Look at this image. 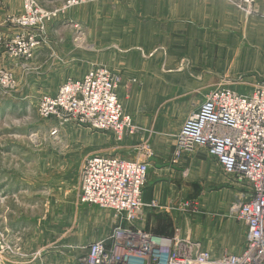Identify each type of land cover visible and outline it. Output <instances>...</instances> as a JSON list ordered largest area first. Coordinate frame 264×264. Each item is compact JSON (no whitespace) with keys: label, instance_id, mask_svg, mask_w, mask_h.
Masks as SVG:
<instances>
[{"label":"crops","instance_id":"crops-1","mask_svg":"<svg viewBox=\"0 0 264 264\" xmlns=\"http://www.w3.org/2000/svg\"><path fill=\"white\" fill-rule=\"evenodd\" d=\"M254 8L255 13L244 18L242 13L226 0H94L70 9L65 19L61 20L68 24L63 25L57 21L53 26L50 25L49 42L38 50L26 68L5 60L1 52L0 62L7 65L16 76L18 98V91H22L21 86L25 83L21 78L27 73L30 78L39 75L48 79L59 72L67 77L74 72L69 71L70 64L102 65L101 60L108 57L110 59L111 54L115 55L114 51L134 50L147 53L164 50L167 51L166 58L162 57L161 53H156L146 66L157 67L164 60L168 66H172L179 58L186 56L190 59V71L200 73L205 68L202 76H186L182 71L170 70L165 75L158 74V78L150 79L149 82L154 81L156 84L149 85L144 91L143 97L141 96L143 106L139 110L141 116L135 117L138 111L134 110L132 119L134 118L136 125H140L144 132L154 130L165 137H154L149 143L154 147L160 146L161 149L154 153L151 162L155 179L149 180L150 183L145 186L147 188L143 193L144 202L155 201L156 207L163 204L162 208H165L169 203L176 204L184 199H194L192 201L196 203V213L176 214L181 235L192 234L191 237L200 240L213 257H218L225 251L238 252L243 246L244 225L238 224L241 226L240 235L238 228L234 229L230 226L232 223L229 224L227 219L221 217L233 202L236 190H233L231 198H228V188L224 185L229 180L217 162L205 151L185 152L179 165H169L168 160L174 145L166 135L178 132L190 109L197 104L196 101H188L192 92H197V89H191V83H215L216 80L227 76L244 75L245 80L233 84L246 85L244 90L249 89L255 80L264 79V0H255ZM4 15L5 12L0 7V20ZM68 20L82 30L85 35L84 45L92 46L91 49L72 46L75 29L69 25ZM8 29L6 26L0 27L1 32H7ZM55 57L64 58L62 61L65 62L59 63ZM79 69L80 72L72 78H80L87 70ZM159 83L166 85V89H160ZM174 115L178 117L177 126L170 122ZM66 145L68 146V143ZM76 147L75 153L73 146L70 149L72 162L69 169L73 167L74 161L79 160L77 157L80 146ZM74 169L75 167L73 172ZM182 175L191 177L194 187L191 183L179 185ZM68 192L73 191L70 189ZM189 193L193 196L187 195ZM74 197L75 201L68 203L67 207V220L72 224L71 232L67 230L59 238L60 240L64 237L67 242H71L68 243L70 245L67 244L69 248L66 246L67 249L63 251L52 249L46 252L43 258L45 264H76L78 257L83 253L85 213L82 206H87L88 209L92 206L81 204L76 195ZM152 209L146 208L143 211L142 219L137 225L157 231L160 227L154 225V216L158 215V211H151ZM109 213L112 216V213ZM200 215L205 216L204 220ZM99 221V215L94 217L92 230L88 231L90 238L94 237L93 228H97L95 223ZM170 228L169 226L164 231L169 232ZM199 230L202 232L201 238L194 237ZM234 235L237 246L230 248L229 238L234 240ZM36 248L37 245L32 250ZM5 264H9L8 261Z\"/></svg>","mask_w":264,"mask_h":264},{"label":"built area","instance_id":"built-area-1","mask_svg":"<svg viewBox=\"0 0 264 264\" xmlns=\"http://www.w3.org/2000/svg\"><path fill=\"white\" fill-rule=\"evenodd\" d=\"M88 1L52 0L51 6H44L39 0H23L24 14L9 19L7 32L0 31L1 54L26 68L49 42L50 24ZM226 1L245 18L255 13V0ZM77 30L75 40L83 35ZM83 47L92 48L84 42ZM119 82L120 78L106 68L92 66L80 78L41 96L37 113L43 119L55 117L62 124L72 122L89 130L111 132L121 140L139 129L123 110L117 95ZM17 87L13 72L0 68V94L12 96ZM174 140V155L205 151L236 186L234 200L222 217L244 225L241 250L213 257L201 241L189 233L181 235L178 223L169 236L138 226L143 211L157 205L145 203L143 198L149 164L112 155H89L79 170L76 199L111 212L113 224L104 237L83 247L76 264H264V79L255 81L247 94L225 86L210 90L186 116ZM178 205L184 213L197 212L193 201Z\"/></svg>","mask_w":264,"mask_h":264},{"label":"rangeland","instance_id":"rangeland-1","mask_svg":"<svg viewBox=\"0 0 264 264\" xmlns=\"http://www.w3.org/2000/svg\"><path fill=\"white\" fill-rule=\"evenodd\" d=\"M39 1L44 6L53 4L52 0H49L51 2ZM92 1L94 0H90L87 3ZM87 3L85 2L78 6ZM0 7L5 12L4 18L0 20V23H2L0 27L6 26L10 28L9 19L24 14L23 0H5L4 2L0 0ZM67 13L68 11L55 20L54 23L59 21L63 25L68 24L61 22V20L65 19ZM69 22V25L75 29L72 38L74 45L72 46L80 48V46H83L85 35L78 25L72 21ZM49 28L51 29L50 26ZM77 29L80 30V33H83L79 40H75L79 35ZM114 53L115 55L111 54L110 59L108 57L105 60H101L102 65L89 63V65L84 66L80 64L71 66L73 64H70L69 71L72 70L74 72L68 74L67 77L62 76L59 72L48 79L41 78L39 75L30 78L27 73L24 78H21L25 83L21 86L22 91H18L19 98L16 96L17 92L7 98L0 94V264H5L7 261L9 264H45L43 258L46 252L52 249L61 251L67 249V244L71 242H67L64 237V239L60 240L59 238L67 230L69 233L71 232L72 224L71 221L67 220V213L69 212L67 207H69L68 203L75 201L78 174L85 157L89 155H112L124 159L145 161L150 164L147 183L149 184V180H152V178L155 179L151 162L154 153L160 151L161 147H154L149 145V143L152 142L154 137H165L154 130L144 132L140 125H136L134 118L132 119V111H138L135 117L141 116L139 110L143 106V93L149 85L156 84L154 81L149 82V80L158 78V74L159 76L165 75L171 70L182 71L186 76L187 74L202 76L205 73V68L200 73L190 71V59L186 56L179 58L172 66H168L165 60L160 62L157 67L146 66L156 53H161L162 57L166 58L167 51L164 50L147 53L134 50L129 52L114 51ZM55 58L59 63L65 62L62 61L64 58ZM92 66H102L120 78L117 86V95L124 112L131 117L133 124L139 129L137 132L125 134L121 140H117L111 132L89 130L72 122L62 124L55 117L43 119L38 115L37 103L41 96L54 93L60 85L70 79H74L72 77L80 72L79 68L89 70ZM0 68L10 70L7 65L1 62ZM15 79L17 80L16 76ZM245 79L244 75H236L234 77L227 76L221 80L218 79V81H215L216 84L210 81H201L194 85L191 83V89H197V92L196 94L195 91L192 92L188 101H196L199 104L210 90L219 86H225L239 93L247 94L252 86L243 90L246 85H233ZM159 88L166 89V85H160L159 83ZM191 109L190 111H192ZM170 122L177 126L178 117L174 115ZM157 131L159 132V130ZM175 134L166 135L169 136L167 138L172 141L173 145H175ZM72 146L75 149L74 153L77 150L76 146H80L78 149L79 156L77 155L79 160L74 161L73 165L75 167L74 172L73 167L68 168L72 162V156H69L71 155L70 149H72ZM173 150L174 146L172 147L168 163L172 166L179 165L183 153L181 156H176ZM147 183L146 186L148 185ZM184 183H191L192 187L195 185L191 177L182 175L179 185ZM224 186L228 188L226 190L228 191V198H231L236 186L230 181H226ZM70 189L73 192H68ZM187 195L193 196L192 193ZM186 200L194 201V199L188 198L176 204H166L165 207L169 209L162 208L163 204H161L162 206L158 205V208L155 206L151 210L158 211V215L154 216V225L166 228L170 226L169 231H172L175 223H178L176 214H185L179 209L178 204ZM82 209L85 213L83 246L88 244L93 238L104 237L111 229L113 219L109 211H103L97 207L88 209L87 206H82ZM203 211L205 210L203 209ZM98 215L100 221L95 223L97 228H93L94 237L90 238L88 231L92 230L94 217ZM199 217L204 220L205 216L200 215ZM222 218L224 220L227 219L229 224L232 223L230 226L234 229L238 228L241 235L239 222L233 218ZM196 234H194V237L201 238L202 232L200 230ZM190 235L192 236V234ZM54 240L56 241L53 242ZM36 245L37 248L32 250ZM228 246L230 248L237 246L235 235L234 240L229 238ZM29 251H33V253Z\"/></svg>","mask_w":264,"mask_h":264},{"label":"trees","instance_id":"trees-1","mask_svg":"<svg viewBox=\"0 0 264 264\" xmlns=\"http://www.w3.org/2000/svg\"><path fill=\"white\" fill-rule=\"evenodd\" d=\"M164 229H166V227H160V230L153 231V232H154V233H157V234H160V235H167V236H169V235L172 234L171 231L166 232V231H164Z\"/></svg>","mask_w":264,"mask_h":264}]
</instances>
